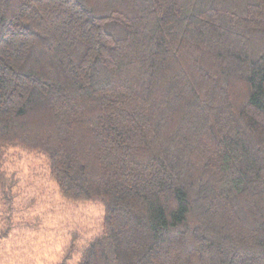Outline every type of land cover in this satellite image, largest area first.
<instances>
[{"label":"trees","instance_id":"obj_1","mask_svg":"<svg viewBox=\"0 0 264 264\" xmlns=\"http://www.w3.org/2000/svg\"><path fill=\"white\" fill-rule=\"evenodd\" d=\"M15 149L102 208L47 264H264V0H0V244Z\"/></svg>","mask_w":264,"mask_h":264},{"label":"rangeland","instance_id":"obj_2","mask_svg":"<svg viewBox=\"0 0 264 264\" xmlns=\"http://www.w3.org/2000/svg\"><path fill=\"white\" fill-rule=\"evenodd\" d=\"M11 156L21 176V196L31 201L22 209L30 226H16L0 244V264H47L58 257L71 230L98 229L102 208L68 202L38 166L37 155L15 149Z\"/></svg>","mask_w":264,"mask_h":264}]
</instances>
